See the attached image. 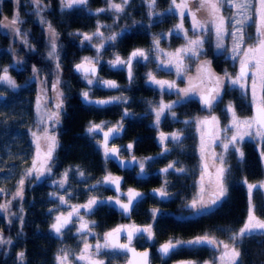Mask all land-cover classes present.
I'll return each mask as SVG.
<instances>
[{"label": "snow or ice", "instance_id": "1", "mask_svg": "<svg viewBox=\"0 0 264 264\" xmlns=\"http://www.w3.org/2000/svg\"><path fill=\"white\" fill-rule=\"evenodd\" d=\"M31 4L34 6V13L40 16L43 11L42 0H30ZM149 8V16L161 15L154 13L152 9L155 8L157 0H145ZM17 9H14L13 17L9 21L7 17L4 21H0V25L4 28L12 30L17 36L26 35L21 31L19 24L23 21L20 20L18 5L19 0H16ZM88 0H60L61 9L64 8L72 9L82 6H86ZM129 3V0H120V3H116L115 0H107V8L98 9V12L104 11H114L115 13H121L124 11V6ZM227 6L230 9L229 15H224L223 9ZM167 12L179 17V22L174 25L173 29L167 35L175 34L177 36H182L186 41L183 47L177 48L172 53H165L168 59H161L157 65L158 68H163L170 70L175 69L177 75H180L182 69L184 68L185 59H190L192 57H199L203 54V44L204 40L202 36L196 35L195 38H189L188 29L184 27L185 15L191 20L192 32L195 35L198 31L207 34H213L216 37L215 47L217 50L224 49V37L230 36L232 40V47L230 49L232 53V59L239 60L240 68L239 72L235 77L230 76L227 72L224 73V77L221 78L213 74L208 67L210 61H205L201 65L200 71L206 74L207 80L210 82V86H205V81L203 78L200 79V84H193L189 82V86L186 88L176 89V84L174 81H165L157 79L151 72L147 74L148 80L158 86L162 92L167 90L168 92L176 91L178 95V100L172 103L165 104L163 101L160 102L157 108L153 109L155 112V125L159 126L161 122V117L165 115L166 112H170L173 118H175V112L173 111L176 104L187 101L192 96H198L201 106L209 111H211L214 106L222 102V95L225 89L224 80H227L228 84L232 87H239L241 90L245 91L247 94L249 91L251 93V102L254 107V115L249 118L241 119L237 116L235 108L231 103L226 105V112L231 115V129H234L232 135L227 139L226 143H222L223 152L220 154H214V162H218L219 166L214 167V172L211 174L207 185L203 183L205 175L208 174V165H203V172L201 174V182L197 193L193 196L191 201L185 205V207L193 210L194 213H201L205 210L215 209L221 206L227 197L228 189L226 186V176L229 169L225 166L226 161L224 153L228 152L231 147L236 153H238L239 158L243 159L244 153L238 147V144L242 142L245 137L259 138L264 140V0H170ZM201 13V15H198ZM7 21V22H5ZM40 22L45 23L43 17L40 16ZM135 23V22H134ZM255 26V36L250 37L246 31V26ZM49 39L51 42V50L48 52V58L52 59L56 56L57 45L55 43L56 32L52 28L51 24L48 25ZM83 41L91 42L94 36H103V33L99 31V26L97 31L91 35L82 34ZM118 34H113L109 36L108 41H115ZM251 41V43H249ZM22 43H27L26 40H22ZM159 39L154 38L153 44L157 47L158 51H163L159 49ZM104 45L101 44L102 48ZM227 50V49H225ZM99 52V48H97ZM150 57L142 49H136L131 52L129 58L124 60L119 56L112 61H109V65L113 68L126 69L128 72L129 80L132 77V66L133 61L141 62L148 61ZM17 63H20L17 61ZM96 63L98 60H94L90 57H84L82 61L75 65L77 72L81 73L82 78L87 81L89 85L96 83L103 87L115 88L118 87L115 81L102 80L96 76ZM57 70L59 69V64H56ZM39 70L33 66V73H37ZM0 74V83L7 85L10 88H17L15 81L8 75V68H3ZM59 80L53 84V91L57 95V103L55 105V111L47 112L42 114L40 118V123L45 121L53 122V125L59 123L60 119V109L62 108V97L63 93L58 89ZM82 97L85 101L89 103H95L97 105H107L112 103V100H96L92 101L89 98V92H82ZM113 99H120L119 97ZM39 110V101H38ZM125 115H128L125 112ZM185 123H188L185 121ZM197 125H208V124H218V118L214 115L205 117L203 119H198L196 121ZM39 127V125H37ZM122 130L121 126H115L108 128L104 131L102 125L91 124L87 128V132L91 135L96 132H103V141L101 146L103 147L105 158L118 157L121 152L120 148L110 147L109 140L118 135ZM229 129L226 127L224 129L227 132ZM33 137V142L36 144V157L32 161L31 167L26 171L25 175L27 177H32L35 174V179L40 180L46 175H51L53 167V153L55 149L59 146L58 141L54 134L49 132L48 128L41 129L40 134L33 131L31 133ZM169 136L173 141L179 142V133L165 134L161 132L159 134V141L161 145L169 139ZM216 139H219L217 136ZM41 141L43 142V150L41 148ZM130 150L132 145H127ZM168 149L164 148V152ZM205 151V146L201 144V152ZM261 158L264 159V151L260 153ZM203 158V157H202ZM146 159H152L148 157ZM132 161L138 164L140 175L145 170L144 161H136L135 157H132ZM123 165V161H120ZM175 168V162L170 163L166 168L162 169V172H168L169 169ZM176 171L183 172V168L175 169ZM81 177L84 176L83 172H79ZM68 180V171L62 174V177L58 181H53L54 184H58L59 187L63 188ZM120 177H114L110 173L105 175L103 181H98V183H104L106 185L114 186L115 190L119 195L113 201V198L109 197L107 201H99L95 197H91L83 205H73L71 206V211L68 212L67 216L63 214L54 217V222L50 225V229L57 235L61 236L63 231L68 228L69 225L78 223L76 228L77 233L81 236V242L83 247L79 250V254L73 257V254L61 250V253L56 256L57 264H74L75 260L83 261L84 264H104V261L99 259V255L104 250H110L112 253H127L131 252L135 260L130 261L129 264H149V253L136 252V250L131 247L134 238H146L147 240L153 239V229L152 225L140 227L134 224L130 225H120L115 229L104 233L103 243L99 240L95 245L88 243L86 235L91 234V224L95 221H86L84 216L81 215L80 209L83 208L86 213L94 212L95 208L104 203H114L120 209L123 215H130L131 211L136 207V201L141 198L144 194L137 192L133 189H129L126 193L120 192ZM247 186L248 200H249V211L247 217L242 224V226L232 232L228 242L223 240H218L215 236L205 234L203 236L196 237L192 240H169L168 242L162 244L158 249V252L163 257H167L172 254L176 249L184 246H201L207 245L209 247L215 248L219 251V256L214 259L211 264H237L240 258L239 243L248 237L255 236L257 234L264 235V219H261L255 215L254 205L252 203L254 189L264 190V181L257 184L248 183L247 180L243 181ZM25 180L21 179L18 181V190L16 191L13 199L23 198V186ZM95 188L96 185H92ZM5 191L0 188V192ZM156 195L161 198H166L169 193L164 189H154ZM121 196L126 197V202L122 201ZM60 203H67L64 196H59ZM11 206V200L6 203H0V211L8 213ZM51 212L52 209H49ZM158 210H152V218L155 220L156 213ZM76 217V220H73ZM124 236L126 243H121V236ZM12 243L10 238H5L2 233H0V245H10ZM24 253H18V258L23 259ZM180 264H194L191 261H182ZM208 264V262H206Z\"/></svg>", "mask_w": 264, "mask_h": 264}, {"label": "trees", "instance_id": "2", "mask_svg": "<svg viewBox=\"0 0 264 264\" xmlns=\"http://www.w3.org/2000/svg\"><path fill=\"white\" fill-rule=\"evenodd\" d=\"M106 2L107 0H88L86 6L72 9L64 8L62 10L60 0H42L43 11L40 16L43 17L45 23H41L40 16L34 13V6L31 4L30 0H19L18 12L20 20L23 22L17 27L26 35H16V39L13 41V48L15 49L14 54L12 50L8 49L9 38L0 35V73L5 66H8L12 75L20 78L26 76L28 80L27 83L32 93L31 100L27 95H22V97L18 95L17 97H21V99L18 101L14 99L13 102H8L4 95H0V101L2 103V106H0V113L3 109H8L9 111L25 110L28 114V122L24 132L21 134L23 137L29 138L28 130H31L35 122V111L33 109L35 87L34 80L32 79L34 75L33 66L39 70L37 75L40 80L43 81V83H47V85L49 82L56 80L54 73L58 72L60 76L59 79H63L61 88L64 105L62 123L56 132L59 146L55 150L57 155V162L54 164L55 170L60 171L68 167L72 168L74 172L77 168L78 170L85 169L88 172L86 174L90 177V180L93 179V175L105 169L112 170L113 165H106L98 161L97 152L94 150L95 147L93 146L94 143L91 141V138L88 137L89 133L87 132V126L91 122H97L98 118H103L102 120L111 118V113L108 108L84 105L81 102V91L85 85L83 82L81 83L75 79L76 76H82L79 75V72L75 71V65L79 63L84 56H96V53H94L91 47L92 45L90 46L85 42L82 43V33L95 28L97 16L101 15V17H104L107 15L106 11L97 13L98 9L106 8ZM167 4H169V0H162L160 6L166 7ZM14 9H17L15 0H0V16L7 17L11 20ZM145 10L143 0L137 1L135 5L132 3L124 7L123 18L120 20L119 25H113L112 29V33L122 37L119 41L113 43V45L119 49L117 51L127 52L129 50L147 47L150 41H152L154 34H164L171 27L170 24L175 21L176 15L174 17L171 14L150 26L147 24L145 30L140 29L137 23L140 20L146 19ZM198 15H200V13H198ZM49 24H51L56 32L55 43L57 45L58 70L46 54L47 41L49 40ZM119 31L122 32V34H119ZM168 36L170 35L163 37V40H166ZM22 40H26L27 43H22ZM180 43V37L176 36V40L172 42L173 47L178 46ZM223 52L224 49L215 52L211 36L209 35L204 42V59L212 61V66L218 74H223L221 70H224L225 66L228 67L229 65L226 60L222 61L225 56V52ZM102 56L110 59L109 51L107 52L106 50V53ZM17 61L20 63H17ZM146 71L147 66L141 70L137 85L127 88L129 91L141 93L138 96L144 98L147 97L145 95L151 94V89L146 84ZM30 76L32 78H30ZM205 78L207 79V77ZM26 86L27 85L21 84L20 90L29 92L25 88ZM1 87L4 86L0 84V88ZM123 87L125 88V86ZM186 87H188V82L185 83V88ZM230 93L231 90L226 97L233 100L237 111L243 116L249 115L250 105L246 103V100L235 91ZM18 102L22 103V108L16 105ZM196 108L197 106L192 102H187L185 104L187 114L193 113ZM16 125L17 123L11 124L12 130L7 133L5 142L8 149L12 146V163L16 164L17 167L19 162L27 165L32 162V155L29 157L28 155L29 152L33 151V147L28 143H18L19 141L21 142V140L17 136L19 131L16 130ZM140 135L144 142L148 141L147 130L145 128L140 131ZM143 148L150 152L155 150L153 145L149 147L147 143H144ZM231 151L232 150H230V152ZM241 151L244 153L243 159L238 158L239 155H237V153H232L229 156L228 154L226 155V165L229 169L226 176L228 194L223 204L200 219V221H202L203 230L205 229L222 239H226L233 231L238 230L245 220L249 207V205L247 207L249 200L247 191L243 186V181L247 180L249 183H255L260 182L264 178V169L260 155L261 151H264V145L261 148L260 145L245 139L241 144ZM17 157L21 159L18 160ZM28 158L29 160H27ZM56 171L53 172L51 176L47 175L43 177L39 182L43 179L45 180L35 186L32 185L33 182L30 180L25 182L23 186V199L25 201V203L23 202V207L26 212L21 214L17 210L16 201H12L13 209L17 210V212L13 211L16 212L14 214L16 218L10 222L6 218L1 219L0 233L10 238L13 241V245L10 250L6 249L7 245H0V264H56V256L62 244V240L50 229L52 222L46 215L45 211L47 205L43 202L46 193L51 189L48 188L43 190L47 187L46 181L57 177ZM15 174L16 177H20V175H24L25 172L17 173L16 171ZM15 180L16 178H13L12 181L8 183L6 191L0 194V197L7 194L5 196L6 200L12 198L8 195L10 193L12 194L17 186L14 184ZM180 180L181 177H175L174 179L172 187L175 192L180 190ZM261 194L259 190L257 196L254 198V208L256 216L263 218L264 200ZM17 202L20 206L21 201L17 200ZM169 203H174L172 198L169 199ZM19 214H21L22 218L18 216ZM190 225L191 223L187 225L177 224L176 228L184 230L183 232L189 235L190 231L198 226L196 224H194V227ZM188 226L190 227L187 229ZM170 231H173V226L171 225L168 227V232ZM255 236H252L250 240L248 238V240L240 242V264H264V237L258 236L256 238ZM21 252L24 253L22 260L18 258V253Z\"/></svg>", "mask_w": 264, "mask_h": 264}, {"label": "flooded vegetation", "instance_id": "3", "mask_svg": "<svg viewBox=\"0 0 264 264\" xmlns=\"http://www.w3.org/2000/svg\"><path fill=\"white\" fill-rule=\"evenodd\" d=\"M138 49L144 50L143 48ZM129 52L130 50L127 52L116 51L114 54L110 55L109 60L108 58L104 57L100 58L98 60V63H96V66L98 67L96 76L102 80L115 81L118 87L110 88L96 84V90H92L90 88L91 90L89 93V97H91L92 99L112 100L113 102L105 105L104 107H98L108 108L111 113V118H108L107 120L98 118L97 122L89 123L87 128L91 124H100L102 125L104 131H107L110 127H115L118 125L121 126L122 130L118 135H115L114 138L109 141V146H114L121 149V152L117 157L118 160L130 162L133 163V165L131 169L123 170L117 165L116 162L111 160L110 156L108 158H105L103 147L101 146L103 136L100 135L101 132L93 133L94 137L91 139V141L94 143L93 146L95 147L94 150L97 152L98 161L106 165L112 164L113 166L112 170L105 169L104 171L93 175L91 183L96 186L99 184L100 186L101 194L103 195L100 199H98L99 201H107L109 197L113 198L114 201L117 195H119V193H116L110 189V185L98 183V181H103L104 176L109 173L114 177L121 178L120 192L126 193L129 189H133L137 192L143 193L144 195L135 202L136 207H134V209L128 216L123 215L121 211L116 208V205L114 203L101 204L95 208L94 212L91 213H86L85 210L81 208V215L84 216V219L86 221H95L94 224H91L92 231L91 234L86 235V239L88 243L95 245L98 240L103 243L104 233L109 232L120 225L134 224L136 226L144 227L148 224H151L154 234L153 239L147 240L146 238H134L131 244V247H133L136 252L147 251L149 253V264H180V262L182 261H191L194 262V264H206V262H208V264H211V262L219 256V251L207 245H184L176 249L167 257L161 256V254L158 252L160 246L168 242L169 240H192L196 237L203 236L208 232L205 229L203 230L202 221H200V219H202L204 215L213 211V209L205 210L201 213H194L192 209L185 207V205L191 201L196 193L197 180L199 176L198 172H200V157L198 154L199 147H197L196 134L197 127L194 118L196 116H200V114H202V110L206 109L201 106L198 96H192L187 101L175 105L173 109V111L175 112V118H173L170 112H166L165 115L161 117L159 126H156L154 123L155 112L153 111V109L157 108L161 101H163L165 104H168L178 100V95L176 94L175 90L170 93L165 89L162 92V90L158 86L150 84L147 74L151 72L150 70L153 67V60L151 58L145 62H136L135 60L133 61V78L131 80H129L128 72L126 69L121 70L118 68H113L109 65V61H112L116 58L115 54L117 56L126 57L125 60H127L129 58ZM148 56L153 57V55ZM201 56L202 55L199 56V59ZM146 66V84L151 89V94L145 95L147 97L144 98L138 96L141 93L139 94L135 91H129L127 90V88L137 85V80L141 74V70H143ZM5 67L8 68V66ZM159 69L160 70L156 75L157 78H161L165 81L168 78H171L174 81V73H170L162 68ZM8 72L17 85V88L10 90L12 92H18L21 88V84L27 83V77L25 76L23 78H20L18 76L12 75L9 69ZM79 75H81V73H79ZM189 76L191 77V75ZM205 77L206 74L202 73L201 71H195L194 79L190 81L183 80L179 77L178 79L180 80H178L177 82L175 81L176 89L185 88L186 82H188L189 84V82H193L195 80L198 81L201 78L204 79L205 86H210V82ZM30 78L32 77L30 76ZM32 79L34 80L35 85L33 96L34 109V101L37 97V73L33 75ZM1 84L4 87L10 88L3 83ZM179 85H182V87L179 88ZM52 86L53 85L50 86L51 94H53L52 97L49 96V98L43 100V105L46 106V109L49 107V109H47V112L56 110L55 105L57 103V100L54 99L53 101L56 92L53 91ZM123 86H125V88ZM25 88L30 92L32 99L31 88L29 87V85H27ZM116 97H119L120 99H113ZM187 102H192L195 106H197L195 111L191 114L186 113L187 110L185 109V104ZM63 105L64 104H62V108L60 109L59 123L53 125V122L51 121H45L44 123L37 122V125H39V127H37L38 134H40L41 129L48 128L49 132L54 134L56 137L57 129L61 126L63 119ZM215 110L216 109L212 111L215 112ZM125 112H127L128 115H125ZM208 118L210 119V117ZM111 121H113V125L110 124ZM185 121H187L188 123H185ZM210 125L211 124L204 125L205 128L209 130V136L206 137L209 140H211L212 138ZM144 128L147 130V142H144L142 136L140 135V131ZM161 132L165 134L179 133L180 140L179 142L173 141L169 136V139L166 140L163 145H161L159 141V134ZM144 143H147L149 147H152L153 145L155 147V150L150 152L147 149L143 148ZM129 144L132 145V148L130 150L127 148V145ZM41 148L43 150L42 141ZM164 148H167L168 151L164 152L162 155L161 153ZM31 155V160L33 161V159L36 157V152L34 150L32 152H29L28 157ZM132 157H135L136 161H144L145 170L142 174L137 175V173L140 172V169L138 167V164L135 161H132ZM148 157H151L152 159H146ZM53 158L52 173L56 171L54 164L57 162V155L55 151L53 153ZM27 160H29V158ZM173 162H175V168L169 169L166 173L161 171ZM178 168H183L184 171H176L175 169ZM82 170H84L85 172ZM65 171H68L67 186L69 190L73 192L75 188H79L80 186H75L72 182V168L67 167L61 169L60 171H56L58 176L54 178H59L60 175H62ZM79 172H83L84 176H88L86 174L88 172L85 169L78 170V173ZM213 172L214 167L210 165L207 179L205 181L206 183H204L205 185H207L208 180ZM175 177H181V180L179 181L180 190L178 192H175L174 188L172 187ZM161 188H164L169 193L168 197L161 198L154 193V189ZM171 198L174 203H169V199ZM88 199L89 198L86 197H79L75 201H79L81 203L73 205H83ZM121 199L122 201L126 202V197L121 196ZM71 206L68 207L66 213H62L64 216H67L68 212L71 211ZM153 209L158 210L155 220H153L152 218ZM73 220L75 221L76 217H73ZM189 223H191L193 227L194 224L198 225L194 228V230L192 229L190 231L189 235L185 234L183 232L184 230L176 228L177 224L187 225ZM170 225L173 226V231L168 232V227ZM190 226H188L187 229ZM77 227L78 223L69 225L68 228H66L63 232L70 228H74L76 230ZM77 237H80L79 233H77ZM248 238L244 239V241L248 240ZM222 240L228 242L227 239ZM78 242L77 244H80V246L82 247L83 244L81 242V237L79 238ZM126 242V239L122 235L121 243ZM238 250L240 251V247L238 248ZM109 254H111V256L106 260H103L104 264H129L130 261L136 259V257L133 256L132 260H130L128 253L124 252L114 254L110 250H104L100 253V255L105 256Z\"/></svg>", "mask_w": 264, "mask_h": 264}, {"label": "rangeland", "instance_id": "4", "mask_svg": "<svg viewBox=\"0 0 264 264\" xmlns=\"http://www.w3.org/2000/svg\"><path fill=\"white\" fill-rule=\"evenodd\" d=\"M137 1H139V0H129V3L127 5L132 4V3L135 5ZM115 2L116 3H120V0H115ZM178 2H179V0H178ZM161 3H162V0H157L155 8L152 9V11L154 13L161 14V15H153V16L150 17L149 16V8L147 6V3L145 2V0H143V4H144L145 9H146L145 10L146 19H143L142 21L140 20L137 23V25H139L140 29L145 30V26L147 24H148V26H150L153 23L166 18V16L171 15V14H169L167 12V9H168L169 4H170V0H169V4H167L166 7L160 6ZM127 5H125V6H127ZM107 7H108V5L106 4V8ZM97 13H100V12H97ZM106 13H107V15H105L104 17H101V15L96 17V26H95V28L93 30H89L88 32H83L82 33V34L91 35V34H93L94 32L97 31L98 26H99V31L103 33L102 37L101 36H94L93 40L91 42L84 41L86 44L88 43V45H90V46L92 45L91 47L94 50V53H96V56L95 57H90V58H93L94 60H99V54H100V58H101V56L106 53V50H107V52L109 51L110 55L114 54L117 50H119L116 46L113 45V43L115 41H119L122 37L121 36L120 37L117 36V38H116V40L114 42L113 41H108L107 38L109 36L115 34V33H112L113 25H115V24L119 25L120 20L124 16V11L121 12V13H118V14L115 13L114 11H106ZM223 13H224V15H229L230 14V9L227 6H225V8L223 9ZM200 15H201V13H200ZM173 16L175 17V15H173ZM176 17H175V21L170 24L171 27L169 28V30L167 32H165L164 34L157 33V34L153 35V39L154 38L159 39V41H160L159 49H163V51H158L157 47L153 44V39H152V41H150V43H149V45L147 47H143L145 53H147L148 55H153V57H150L153 60V67H152V69L150 71L156 78H157L156 75L159 72V68L157 67L159 61L161 59H165V60L168 59V57L165 55V53H172L177 48L183 47L185 45V43H186V41L183 39L182 36H179L180 39H181V43L178 46H176V47H173L172 40H168V39L163 40V37L167 36V34L170 32V30L173 29L174 25H176L179 22V17L178 16H176ZM4 18L5 17L0 16V21H4ZM5 22H7V21H5ZM184 27L186 29H188L189 38H195L196 35H200V36H202V38H203V40L205 42L207 40L208 36L210 35L211 39H212V45L215 48V52L218 51L216 49V47H215L216 37L213 34H207V33L204 34V33L199 32V31L195 35L193 34L192 27H191V20L187 16V14L185 15V19H184ZM246 31H247V33H248V35L250 37H254L255 36V26L254 25L250 24V25L246 26ZM118 33L122 34V32H120V31ZM0 35L6 36L7 38H9V40H8L9 41L8 49L12 50L13 54H14L15 49L13 48V41L16 39V34L12 30L4 28L2 25H0ZM170 36H175L176 37L177 35L172 34ZM82 38H83V35H82ZM81 41H83V39ZM249 43H251V41H249ZM101 44L104 45L102 48L100 47ZM224 45H225V48H224L225 56H224V59L222 61L226 60L227 63H229L228 67L225 66V69L221 70L223 74H218L217 71L212 66V63H211L212 61H210L209 68H210V70H212L213 74H215L216 76H219L221 78L224 77V73L225 72H227L230 76L235 77V75L237 74L238 68H240V64H239V60L238 59L233 60L231 58L232 57V53H231L230 49L232 47V40H231L230 36H225L224 37ZM0 46H1V42H0ZM97 48H99V52H97ZM225 49H227V50H225ZM50 50H51V42H50V39H49L47 41V49H46L47 57H48V52ZM134 50H136V49L130 50L128 55L130 56L131 52L134 51ZM220 50H222V49H220ZM100 51H101V53H100ZM116 56L117 55L115 54V57ZM84 57H87V56H84ZM84 57L81 58L80 62L82 61V59ZM119 57L124 59V60L126 58V57H122V56H119ZM102 58H104V57L102 56ZM204 58H205V54H204V44H203V54L200 57V59H199V57H192L190 59H185L184 68L182 69V72H181L180 75H177V73H176L174 68H172L170 70H167V71L170 72V73H174V75H173V77L175 78L174 82L175 81L177 82L178 80H180V79H178L179 77L182 78L183 80L190 81V80L194 79V72L195 71H199L201 65L205 61H208V60H205ZM50 60L52 61V63L56 67V64L58 63L57 49H56V56L54 58L50 59ZM108 60H109V58H108ZM143 62H145V61H143ZM211 66H212V68H211ZM164 70H166V69H164ZM136 72H137V70H136ZM0 74H3V73L1 72ZM8 75L11 77L9 72H8ZM54 75L56 77V80H53L52 82H49L48 85H47V83H43V81H41L39 76L37 75L38 91H37V97H36V99L34 101L35 122L32 125L31 130L30 131L28 130L29 138H25L21 134L22 132H24V129L27 126V122H28L27 121L28 114L26 113L25 110H23V111H21V110H10L9 111L8 109L7 110L3 109L2 112L0 113V139H1V141H0V188L4 189L6 191V189L8 187V183H10L13 178H16L14 184L17 185L15 190L13 191V193L12 194L10 193L8 195V196L12 197L10 199L11 200V206H10L9 212L5 213V212L0 211V222H1V219H3V218H6L9 222L12 221L13 219H15L16 216L14 214L17 212V210L21 214L26 212L24 210V207H23V202L25 203L24 199L23 198H22L23 200L20 199V198L13 199V196L15 195L16 191L18 190V181L19 180L24 179L25 182L30 180L31 182H33L32 183L33 186H35V185L41 183L43 180H45V179H43L41 182H39L43 177L40 180H36L35 179V174H33L32 177H27L25 174L22 175V176L20 175V177L19 176L16 177V174H15L16 171H17V173L18 172L21 173L23 171L26 173V171L31 167L32 162L29 163L28 165L24 164V163L22 164V163L19 162V165H17V167H16V164L12 163V158H11L12 155H13L12 152H11L12 146H10L9 149L7 148V144L5 142V137H6L7 133L10 130H12L11 124L12 123H17L16 130L19 131L17 133V136L21 140V142L19 141L18 143L19 144L20 143H22V144H24V143L31 144L32 147H33V150L36 152V144L33 142V137L31 135V133L33 131L37 132V122H40L41 115L42 114H46L47 113V109H49V107L46 109V106L43 105V100L46 99V98H49V96L52 97L53 94H51L50 86L53 85L57 81V79L59 80L58 89H59L60 92H62L61 85L63 83V79H59L60 76H59L58 72H55ZM189 75H191V77ZM75 79L80 81L81 83L83 82L84 85H85V86H83V90L81 91V93L84 92V91H88L90 93L91 89L92 90H96V88H95L96 83H93V84L89 85L87 83V81L82 78V76H76ZM157 79L162 80L161 78H157ZM166 81H173V79L168 78ZM146 82H147V78H146ZM192 83L198 85V84H200V80H198V81L195 80ZM150 84H152V83L150 82ZM24 85H28V84L25 83ZM224 85H225V89H224V94H223V97H222V102L219 103L218 105H216V107L212 109V110L216 109L215 110L216 113L214 111H212V110L209 111V110L206 109V110H202V114H200V116H196L194 118V120L197 121L198 119H203L205 117H210V116L214 115V116H216L218 118V121H219L218 124H215V125L211 124L210 125L211 135H212L211 140L206 138L207 136H209V135H207V130L208 129H206L204 125H199L198 126L197 123H196V127H197V129H196L197 147H199L198 154H199V157H200V172H198L199 176H198V180H197L196 193H197V191L199 189V185H200V182H201V174L203 172V165L207 164L208 165V170H209V166L210 165H212L213 167H218L219 166L218 162H214L213 155L214 154L218 155V154L223 152V149H222V147H220V145L222 143H226L227 139L232 135V132L234 131V129H231V127H230V125H231V115L226 112V105L231 103V105H233L234 108H235L237 116L239 118H241V119L252 117L251 109H252L253 105H252V102H251V93H250V91L247 94H245V91L241 90L239 87L230 86L228 84L227 80H224ZM183 86H184V84H183ZM180 87H182V85H179V88ZM10 89H13V88H7V87H1L0 88V95H4L8 102H10V101L13 102L14 99H16L18 101L19 99H21L22 95H27L30 98V100H31L29 92H26L24 90H20L18 92H12ZM230 90H231V93H233L234 91L237 92L241 97H243L246 100V103L250 105V108H249L250 109V113H249V115L243 116L242 114H240L237 111L233 100L226 97V95L229 94ZM18 95H21V97H17ZM54 99L57 100V95L56 94H55V96L53 98V101H54ZM61 99L63 101V97ZM38 101H39V110H38ZM16 105L21 107V108L23 107L21 102H18ZM0 106H2L1 101H0ZM12 108H13V105H12ZM110 124L113 125V121H111ZM226 127L229 129L227 132L224 131V129ZM6 130H7V132H6ZM217 136L219 137V139H216ZM88 137L92 139L94 137V135L93 134L92 135L89 134ZM202 138H203V143H204V146H205V151L203 153L201 152ZM245 139H248V140L254 142L257 145H260L261 148L264 145V140H260L259 138L253 139V138H250V137H245ZM245 139L243 141H245ZM242 142H240L238 144V147L240 148V150H241ZM230 150H232V151L230 152ZM232 153L236 154V152L231 147L229 148L228 152L224 153V157H225L226 163H227L226 155L228 154V156H229ZM237 155H238V153H237ZM17 158H18V160L21 159L20 157H17ZM238 158H239V156H238ZM262 165H263V169H264V159H262ZM225 166L227 167L226 164H225ZM61 177H62V175H60V177L57 178V179L56 178H52L50 180H47L46 181L47 187L43 189V190H45V189L51 188L46 193V196L44 197L43 202L47 205L45 212H46L47 217L51 219L52 223L54 222V217L59 215V214L66 213L69 206H71L73 204L81 203L79 201H75L77 198L87 196V198L95 197L98 200L103 195V194H101V189H100L99 184L95 188H92L91 186L94 185V184L91 183L90 177L89 176L81 177L79 175V173H78V168H77V170H75L73 172L72 182H73V184L75 186L78 185L80 187L79 188H75V190L73 192H71V190H69V188L67 186L68 185L67 183L64 185L63 188L59 187L58 184H54L53 183V181L60 180ZM206 179H207V174L205 175L203 183H206L205 182ZM262 181H264V178L260 182H262ZM257 183H259V182H255L253 184H257ZM226 186H227V189H228L227 183H226ZM243 186L245 187V189L247 191L246 184L243 183ZM259 190L260 189H254L253 199H252L253 205H254V198L257 196V193L259 192ZM5 191L0 192V194H3ZM260 191L262 193L261 197L264 200V190H260ZM188 192H189V190H188ZM187 194H189V193H187ZM247 194H248V192H247ZM6 195L0 197V203H6L7 201H9V200L5 199ZM23 195H24V193H23ZM42 195H44V194H42ZM59 196H64L65 200L67 201V203H63V204L60 203ZM17 200L21 201L20 206H19V203L17 202ZM12 201H16L17 210L13 209ZM248 205H249V201L247 203V207H248ZM49 209H52V211L50 212ZM13 211H16V212H13ZM248 211H249V207H248ZM248 211H247V214H248ZM254 211H255V208H254ZM21 214L18 215L20 218H22ZM247 214H246V217H247ZM246 217H245V219H246ZM259 218H261V217H259ZM261 219H264V217L261 218ZM230 232H232V231H230ZM207 234L214 235V234H212L210 232H207ZM231 234L226 238L228 241L230 239ZM258 236L264 237V235L263 236L262 235H256L255 237L257 238ZM58 237L62 240V244H61V246H60V248H59V250L57 252V255L61 253V250H66V251L72 253L73 257L75 255L79 254V250L83 246L81 247L80 244H77V242H78V240H79V238L81 236L77 237V231L74 228H70V229L66 230L65 232H63V234L61 236H58ZM5 238H7V237H5ZM216 238L218 240H222V239H219L218 237H216ZM250 238L251 237H249V240H250ZM12 245H13V241H12V243L10 245H7L6 249L10 250ZM0 251H1V247H0ZM110 256H111V254H109L107 256L99 255V259L106 260ZM238 263H239V260H238ZM56 264H57V262H56ZM74 264H84V262L75 260Z\"/></svg>", "mask_w": 264, "mask_h": 264}, {"label": "water", "instance_id": "5", "mask_svg": "<svg viewBox=\"0 0 264 264\" xmlns=\"http://www.w3.org/2000/svg\"><path fill=\"white\" fill-rule=\"evenodd\" d=\"M96 69H97V72H98V67L96 66ZM75 71H76V69H75ZM77 72V71H76ZM97 72H96V75H97ZM238 72H239V68H238ZM90 100H92V101H96L95 99H92V98H90ZM81 102L84 104V105H91V106H95V107H103V106H105V105H103V106H101V105H97V104H95V103H89V102H87V101H85L84 100V98L83 97H81ZM251 114H252V116L254 115V107H252V109H251ZM100 135H102L103 136V132H101L100 133ZM207 135H209V130H207ZM114 137H112L110 140H112ZM109 140V141H110ZM111 157V156H110ZM111 160H113L114 162H116L117 163V165L121 168V169H131L132 168V165H133V163H130V162H124L123 163V165H121V163H120V160H118V158L117 157H111ZM120 183H121V181H120ZM110 189L111 190H113L114 192H116V190H115V187L114 186H110ZM117 193V192H116ZM116 208H118V206H116ZM119 209V208H118ZM120 210V209H119ZM128 216V215H127ZM128 253V255H129V258H130V260H132V257H133V254L131 253V252H127Z\"/></svg>", "mask_w": 264, "mask_h": 264}, {"label": "bare ground", "instance_id": "6", "mask_svg": "<svg viewBox=\"0 0 264 264\" xmlns=\"http://www.w3.org/2000/svg\"><path fill=\"white\" fill-rule=\"evenodd\" d=\"M166 39L172 40V42H173L176 40V37L175 36H168ZM85 197L87 198V196H85Z\"/></svg>", "mask_w": 264, "mask_h": 264}]
</instances>
